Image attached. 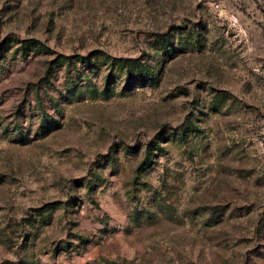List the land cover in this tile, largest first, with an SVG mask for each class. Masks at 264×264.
Masks as SVG:
<instances>
[{
    "label": "rangeland",
    "instance_id": "rangeland-1",
    "mask_svg": "<svg viewBox=\"0 0 264 264\" xmlns=\"http://www.w3.org/2000/svg\"><path fill=\"white\" fill-rule=\"evenodd\" d=\"M0 264H264V0H0Z\"/></svg>",
    "mask_w": 264,
    "mask_h": 264
},
{
    "label": "trees",
    "instance_id": "trees-1",
    "mask_svg": "<svg viewBox=\"0 0 264 264\" xmlns=\"http://www.w3.org/2000/svg\"><path fill=\"white\" fill-rule=\"evenodd\" d=\"M182 136H183V134H182ZM181 138H183V137H181Z\"/></svg>",
    "mask_w": 264,
    "mask_h": 264
}]
</instances>
